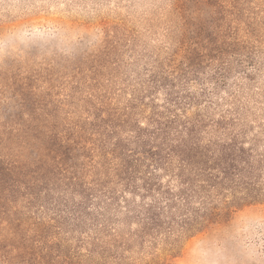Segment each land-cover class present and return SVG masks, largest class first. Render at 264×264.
Returning a JSON list of instances; mask_svg holds the SVG:
<instances>
[{
    "label": "trees",
    "instance_id": "1",
    "mask_svg": "<svg viewBox=\"0 0 264 264\" xmlns=\"http://www.w3.org/2000/svg\"><path fill=\"white\" fill-rule=\"evenodd\" d=\"M220 33L123 103L93 88L79 118L39 106L0 133V264H121L138 243L175 264L183 240L264 212V129L232 82L254 52Z\"/></svg>",
    "mask_w": 264,
    "mask_h": 264
},
{
    "label": "rangeland",
    "instance_id": "2",
    "mask_svg": "<svg viewBox=\"0 0 264 264\" xmlns=\"http://www.w3.org/2000/svg\"><path fill=\"white\" fill-rule=\"evenodd\" d=\"M212 26L254 52L249 80L232 82L245 84L239 100L257 135L259 124L264 129V0H0V133L8 136L11 122L36 116L39 106L79 118L93 88L125 102L155 72L185 67L190 54L196 60V40ZM185 243L175 264H264V212L237 214ZM151 252L138 243L121 264H144Z\"/></svg>",
    "mask_w": 264,
    "mask_h": 264
}]
</instances>
